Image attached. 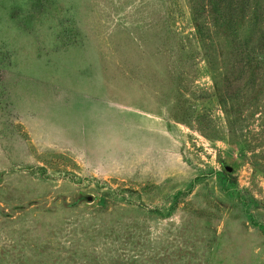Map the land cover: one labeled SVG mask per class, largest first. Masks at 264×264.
I'll use <instances>...</instances> for the list:
<instances>
[{
    "label": "rangeland",
    "instance_id": "1",
    "mask_svg": "<svg viewBox=\"0 0 264 264\" xmlns=\"http://www.w3.org/2000/svg\"><path fill=\"white\" fill-rule=\"evenodd\" d=\"M0 264H264V0H0Z\"/></svg>",
    "mask_w": 264,
    "mask_h": 264
},
{
    "label": "water",
    "instance_id": "2",
    "mask_svg": "<svg viewBox=\"0 0 264 264\" xmlns=\"http://www.w3.org/2000/svg\"><path fill=\"white\" fill-rule=\"evenodd\" d=\"M228 169H230V166H228Z\"/></svg>",
    "mask_w": 264,
    "mask_h": 264
}]
</instances>
